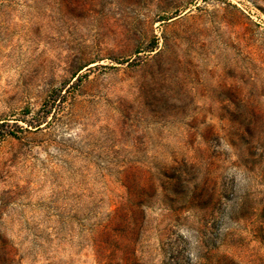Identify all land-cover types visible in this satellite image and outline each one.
<instances>
[{"label": "rangeland", "instance_id": "rangeland-1", "mask_svg": "<svg viewBox=\"0 0 264 264\" xmlns=\"http://www.w3.org/2000/svg\"><path fill=\"white\" fill-rule=\"evenodd\" d=\"M0 264H264V0H0Z\"/></svg>", "mask_w": 264, "mask_h": 264}, {"label": "trees", "instance_id": "trees-1", "mask_svg": "<svg viewBox=\"0 0 264 264\" xmlns=\"http://www.w3.org/2000/svg\"><path fill=\"white\" fill-rule=\"evenodd\" d=\"M4 124L5 123L0 124V129H2L5 126ZM5 134H7L6 131H3V130L0 131V136H4Z\"/></svg>", "mask_w": 264, "mask_h": 264}]
</instances>
